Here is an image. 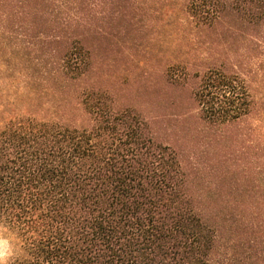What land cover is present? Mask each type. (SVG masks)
Wrapping results in <instances>:
<instances>
[{
	"label": "trees",
	"instance_id": "obj_1",
	"mask_svg": "<svg viewBox=\"0 0 264 264\" xmlns=\"http://www.w3.org/2000/svg\"><path fill=\"white\" fill-rule=\"evenodd\" d=\"M188 10L208 28L230 13L254 28L264 22V0H188ZM4 16L6 30L13 11ZM71 18L68 29L79 23ZM71 48L18 59L26 81L0 96V236L12 250L5 264H264V213H255L264 202L243 205L250 214L234 220L206 200L228 172L205 131L224 133L249 113L243 83L222 61L194 74L167 65L169 86L196 81L202 126L179 129L165 124L172 114L103 86L88 52ZM210 155L217 159L205 162Z\"/></svg>",
	"mask_w": 264,
	"mask_h": 264
},
{
	"label": "rangeland",
	"instance_id": "obj_2",
	"mask_svg": "<svg viewBox=\"0 0 264 264\" xmlns=\"http://www.w3.org/2000/svg\"><path fill=\"white\" fill-rule=\"evenodd\" d=\"M85 7L86 12L76 13ZM8 10L14 17L4 30ZM67 15L78 26L68 29ZM225 16L221 26L199 25L191 17L188 0H86L84 6L80 0H6V5L1 1L0 60H8L9 66L0 75V96L8 88L22 89L26 79L20 77L25 70L17 63L21 57L63 56L76 47L92 57L100 83L121 91L125 102L172 114L165 123L172 127H198L199 105L191 93L196 81L169 86L162 72L176 64L194 74L222 61L246 87L251 105L249 113L226 132L205 131L214 135V143L222 144L214 147L219 149L217 164L223 174L228 172L206 200L214 213L235 220L250 214L243 205L264 202V22L254 28L235 13ZM2 67L6 68L3 63ZM24 67L31 71L35 66ZM184 114L189 115L186 120ZM263 206L255 213H264ZM11 254L9 242L0 236V264Z\"/></svg>",
	"mask_w": 264,
	"mask_h": 264
}]
</instances>
